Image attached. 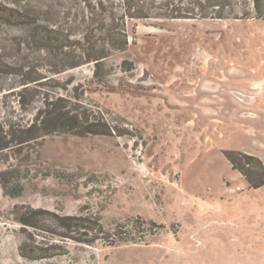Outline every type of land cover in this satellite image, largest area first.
<instances>
[{
	"label": "rangeland",
	"instance_id": "374dc122",
	"mask_svg": "<svg viewBox=\"0 0 264 264\" xmlns=\"http://www.w3.org/2000/svg\"><path fill=\"white\" fill-rule=\"evenodd\" d=\"M4 1L30 19L0 21V264H264V185L226 156L264 167V19L91 0L95 63L36 41L86 31L85 0ZM47 103L92 132L45 133Z\"/></svg>",
	"mask_w": 264,
	"mask_h": 264
},
{
	"label": "trees",
	"instance_id": "16d2710c",
	"mask_svg": "<svg viewBox=\"0 0 264 264\" xmlns=\"http://www.w3.org/2000/svg\"><path fill=\"white\" fill-rule=\"evenodd\" d=\"M87 5L86 6H91L92 2L91 0H85ZM132 3L134 0H130ZM204 1V2H203ZM201 0L198 2L200 7L202 9H210V8H215V14L213 13L214 16L216 17H227L228 15H232L234 18H255V19H264V0H248V4H243L241 2H238L237 0ZM245 3V0H244ZM144 4L142 7H136L132 4H128V8L133 7V12H129L128 10V17H143L146 16V12L143 10ZM241 4V5H240ZM189 10L184 14L182 11L180 13L174 12L171 13V17H191L188 15L192 14L194 4L192 0L188 2ZM238 7L240 6L238 13L235 12L234 6ZM188 7V6H187ZM186 7V9H187ZM174 8V7H173ZM174 9L180 10L179 8L175 7ZM237 9V8H236ZM191 11V12H189ZM89 17L88 19L91 20L89 23V28H87L86 31L81 32L79 35L80 36H74L72 37L71 32H59V36L62 35L63 39H60L59 36L55 39L53 37L49 36H43L42 33L37 32V43L40 45H43L45 47H54L56 49H65V47L72 42L74 43H79L83 44V47L86 49L85 52L87 53V50H90L89 56L86 57L85 61H94L95 63H98L101 59H103V51H99L97 49V39L102 38L105 39L103 34H95V29L92 28V23L94 21H97L99 17L101 18L100 11H95V6H91V9L89 10ZM168 16L167 14H165ZM21 16V21L20 22H15L14 19L17 17ZM26 20H25V19ZM107 18V16H106ZM27 19H30L28 15H26V12H17L14 13L13 8L11 7V4L6 3L4 0H0V21L2 22H8V23H13V24H21V23H27ZM103 24V23H102ZM101 24V26H102ZM49 27V25H47ZM47 27H43V29H46ZM70 28V27H69ZM71 29V28H70ZM52 31V30H51ZM55 32V30H53ZM98 35V37H97ZM108 36H111V34H108ZM126 35H123L122 38H118L114 40L115 44H112L113 46L117 47L118 49H122L126 45ZM68 43V44H67ZM79 55V54H78ZM88 55V54H87ZM36 80V78H32L33 81ZM53 104V103H51ZM49 103H47V108L44 110V114L42 119H41V126L45 133H50L53 131H62V132H74L78 134L82 133H87V132H92L88 128H86L85 124L81 125L80 119L77 115H74L70 113V111H62V109L58 110L55 105L53 106H48ZM86 131V132H83ZM227 158L233 163V167L237 168L241 173H243L248 181V186L250 188H259L264 185V167L259 159H257L255 156L252 155H244V163L245 165H252L255 164L254 166H257L258 172L256 176H251L250 171L252 169L250 168V171L248 168L242 167V165L235 166L234 159L232 160V157L230 155H226ZM248 171V172H247ZM249 173V174H248ZM69 235V234H68ZM71 237V236H70ZM87 241H91L87 240Z\"/></svg>",
	"mask_w": 264,
	"mask_h": 264
}]
</instances>
